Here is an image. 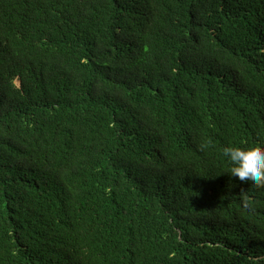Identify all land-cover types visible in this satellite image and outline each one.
<instances>
[{
	"label": "trees",
	"instance_id": "trees-1",
	"mask_svg": "<svg viewBox=\"0 0 264 264\" xmlns=\"http://www.w3.org/2000/svg\"><path fill=\"white\" fill-rule=\"evenodd\" d=\"M229 145L264 148V0H0V264H264Z\"/></svg>",
	"mask_w": 264,
	"mask_h": 264
},
{
	"label": "clouds",
	"instance_id": "clouds-1",
	"mask_svg": "<svg viewBox=\"0 0 264 264\" xmlns=\"http://www.w3.org/2000/svg\"><path fill=\"white\" fill-rule=\"evenodd\" d=\"M223 156L230 165L231 176L242 184L264 188V148L229 145L223 148ZM242 207L246 214L254 211L250 201H245Z\"/></svg>",
	"mask_w": 264,
	"mask_h": 264
}]
</instances>
